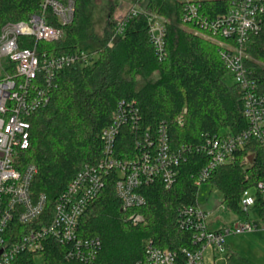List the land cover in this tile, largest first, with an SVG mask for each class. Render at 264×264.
<instances>
[{
	"label": "trees",
	"instance_id": "obj_1",
	"mask_svg": "<svg viewBox=\"0 0 264 264\" xmlns=\"http://www.w3.org/2000/svg\"><path fill=\"white\" fill-rule=\"evenodd\" d=\"M73 1L72 21L64 26L57 22L49 7L44 9L45 22L60 27L62 36L53 42L38 41L37 46L70 53L80 42L92 39L97 42L98 52L90 65L61 70L49 103L29 118V147L18 154L20 167L28 162L36 166L30 193L33 198L45 194V216L52 215L57 195L82 164L95 162L102 154L101 131L111 122L119 100L133 99L141 115L140 129L154 132L164 122L173 149L191 146L193 150L183 153L184 159L177 165L169 186L154 181L140 187L145 202L139 206L123 210L112 180L108 181L82 214L78 234L99 238L94 264H133L143 256L146 239L178 254L182 248L193 249L196 244L192 232L179 226L177 209L197 203L200 185L197 174L206 157L194 148L214 131L227 134L246 127L239 89L226 82L225 77L230 75L215 43L182 23L178 0H148L146 5L162 16H174V20L166 22L162 58L148 37L144 14L129 19L123 34L108 46L109 36L97 38L90 30L83 1ZM42 2L0 0V26L5 21L25 20L42 13ZM108 19L113 28L116 19L112 20L110 15ZM246 50L249 55L246 63L264 87V18L261 30L251 36ZM154 72L158 75L150 81ZM137 78L144 83L138 85ZM136 138L137 134L122 128L116 137V152L120 156L133 153ZM249 145L254 148L250 166H245L241 157L236 163L216 167L204 182L220 192L224 206L245 220L250 217L240 207L239 200L242 190L251 188L255 194L253 209L258 215L256 225L264 227V196L258 187L259 182L264 184V153L258 143L250 142L239 151V157ZM129 213H140L143 219L133 224L126 219ZM65 249V244H48L44 251L46 263L85 264L66 261ZM223 249V264H252L235 248L224 244Z\"/></svg>",
	"mask_w": 264,
	"mask_h": 264
},
{
	"label": "built area",
	"instance_id": "obj_2",
	"mask_svg": "<svg viewBox=\"0 0 264 264\" xmlns=\"http://www.w3.org/2000/svg\"><path fill=\"white\" fill-rule=\"evenodd\" d=\"M148 0H135V6L115 20L107 41L111 46L123 34L129 19L142 13L147 18L148 37L159 58L165 54L166 18L149 10ZM180 18L196 33L215 43L218 54L240 92L245 128L234 133L214 131L194 149L206 157L197 174L204 182L222 164L236 163L242 157L245 166L252 164L254 148L239 151L250 142L258 143L264 153V87L263 81L246 63V50L252 35L257 34L264 18V0H178ZM74 1L43 0L42 13L25 20L5 21L0 26V264H36L48 244H65L66 261L93 264L100 247L97 236L82 237L78 225L82 214L93 203L108 181L123 210L145 202L142 185L161 181L165 187L175 178L177 165L191 146L173 149L167 127L160 122L154 132L140 129L141 115L135 100H119L111 122L101 131L102 154L92 163H84L57 195L52 215L46 214V196L33 198L30 182L36 172L34 162L21 166L19 152L29 147L30 121L34 112L46 106L57 85L58 74L71 66L92 64L98 47H78L70 53L48 51L37 46L38 41L53 42L62 30L45 22L43 11L49 7L61 25L72 21ZM214 12V14H211ZM128 128L137 138L133 153L120 156L116 152V137ZM264 196V184L258 183ZM255 194L245 188L240 195V207L253 209ZM255 210V209H253ZM178 223L192 232L193 249L182 248L181 254L169 248L155 246L151 239L143 242L144 254L133 264H206L204 252L224 251L225 236L251 230L257 225L241 219L219 229L208 225V213L198 203L178 209ZM256 211V210H255ZM42 217L44 220H42ZM48 217V218H44ZM133 224L143 219L140 213L126 216ZM31 255L25 257L23 255Z\"/></svg>",
	"mask_w": 264,
	"mask_h": 264
},
{
	"label": "rangeland",
	"instance_id": "obj_3",
	"mask_svg": "<svg viewBox=\"0 0 264 264\" xmlns=\"http://www.w3.org/2000/svg\"><path fill=\"white\" fill-rule=\"evenodd\" d=\"M85 14L89 18L90 30L97 38L104 37L105 35L111 37L113 28L110 27V20L113 18L120 20L134 5L135 0H82ZM167 22L174 20V16L166 17ZM97 46V42L92 39H87L79 43V47L89 50ZM158 73L154 72L150 76L149 80L152 81L157 77ZM226 82L232 83L231 78L227 75L225 77ZM144 81L137 78V84L140 85ZM137 85V86H138ZM197 203L199 206L208 213V225L217 226L221 223L231 225L241 220L239 216L231 212L226 206L221 203L220 192L211 187L207 182H201L197 192ZM248 215L253 223H256L258 215L255 210L249 209ZM210 228V227H209ZM258 233V234H257ZM225 243L229 246L243 251H252L260 259L264 261V227L256 226L251 230H246L237 233H229L225 236ZM210 249H206L204 252L205 261L208 263ZM215 256L212 255L214 264L224 263V253L222 251L214 250ZM96 259V258H95ZM95 260L93 261L94 264ZM36 264H45L42 257L37 256L35 258Z\"/></svg>",
	"mask_w": 264,
	"mask_h": 264
},
{
	"label": "crops",
	"instance_id": "obj_4",
	"mask_svg": "<svg viewBox=\"0 0 264 264\" xmlns=\"http://www.w3.org/2000/svg\"><path fill=\"white\" fill-rule=\"evenodd\" d=\"M224 225H226V223H221V225H217V226L216 225L215 226H210V224H209V227L211 229H219V228L223 227ZM236 250L239 251L243 256H245L252 264H264V261L262 259H260L252 251H243L240 247H239V249L237 248ZM212 255H213V253L210 251L209 252V260H208V263L205 261L206 264H214V260L212 258ZM204 260H206L205 259V255H204Z\"/></svg>",
	"mask_w": 264,
	"mask_h": 264
}]
</instances>
